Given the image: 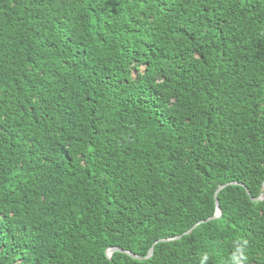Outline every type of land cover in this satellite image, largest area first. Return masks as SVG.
I'll return each instance as SVG.
<instances>
[{
  "label": "trees",
  "instance_id": "16d2710c",
  "mask_svg": "<svg viewBox=\"0 0 264 264\" xmlns=\"http://www.w3.org/2000/svg\"><path fill=\"white\" fill-rule=\"evenodd\" d=\"M262 192L264 0H0V264H264Z\"/></svg>",
  "mask_w": 264,
  "mask_h": 264
},
{
  "label": "clouds",
  "instance_id": "9594fccd",
  "mask_svg": "<svg viewBox=\"0 0 264 264\" xmlns=\"http://www.w3.org/2000/svg\"><path fill=\"white\" fill-rule=\"evenodd\" d=\"M248 242L246 240L237 239L233 242V252L229 257V264H247L246 249ZM209 256L207 253L201 255L200 264H207Z\"/></svg>",
  "mask_w": 264,
  "mask_h": 264
},
{
  "label": "water",
  "instance_id": "95a60500",
  "mask_svg": "<svg viewBox=\"0 0 264 264\" xmlns=\"http://www.w3.org/2000/svg\"><path fill=\"white\" fill-rule=\"evenodd\" d=\"M225 185H226V184L220 185V186L217 188V191H218L219 189H221L222 187H224ZM263 198H264V192H262L261 194H259L258 197H256V198H252V199H258V200H260V199H263ZM215 208H216V210H215V214H214V216H212V218L218 217V216L220 215V213H221L220 208H219V205H218V201H217L216 199H215ZM201 222H202V221H201ZM196 224H197V223H196ZM196 224H195V225H196ZM195 225H194V226H195ZM194 226H192V227H194ZM192 227H191L190 229H188V230L186 231V233H188V232L192 229ZM113 251H123V250L120 249V248H117V247H111V248L107 249V250H106V255H107L108 258H110V255H111V253H112ZM124 252H126L127 254H129L130 256H132V257H134V258H139L137 255H135V254H133V253H131V252H129V251H124ZM151 254H152V247L149 248V250H148V254H147V257H149Z\"/></svg>",
  "mask_w": 264,
  "mask_h": 264
}]
</instances>
